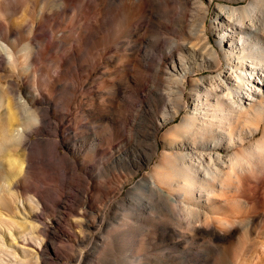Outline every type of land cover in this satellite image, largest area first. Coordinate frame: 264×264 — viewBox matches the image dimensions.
I'll use <instances>...</instances> for the list:
<instances>
[{"label":"rangeland","instance_id":"1","mask_svg":"<svg viewBox=\"0 0 264 264\" xmlns=\"http://www.w3.org/2000/svg\"><path fill=\"white\" fill-rule=\"evenodd\" d=\"M0 35L2 264H264V116L214 96L264 0H0Z\"/></svg>","mask_w":264,"mask_h":264},{"label":"bare ground","instance_id":"2","mask_svg":"<svg viewBox=\"0 0 264 264\" xmlns=\"http://www.w3.org/2000/svg\"><path fill=\"white\" fill-rule=\"evenodd\" d=\"M237 9L230 7V6H222L220 9H218V16L224 23L223 30H240L244 29L243 31L236 32L234 35L232 34L229 38L230 46L228 50L230 51L233 47V45H244L247 41L252 43L251 40L254 38V35L259 33L257 30L247 27L245 25L240 24L237 17L235 16V11ZM1 36V35H0ZM223 37V36H222ZM225 37L222 38L221 43ZM237 40L236 42H233V40ZM253 45V44H252ZM247 49H251V47H247ZM0 50L5 53L8 58L10 59V52L8 49V46L0 40ZM241 60V59H240ZM239 74H235V71L230 69L228 73H226V78L224 82L221 81L220 78H218L219 84L221 85L222 89L217 90V92H220V95L215 94V97H218V102L216 104H221L219 99H224L225 101V117L229 118L231 116L238 115L240 119V123L242 125H252L254 123V127H252V130L249 131V136H253L259 129L258 121L259 117L264 116V102L261 100L264 99V56L262 57H249V60L247 63H243L239 61ZM175 67H172V71H175ZM222 76V74H220ZM235 78V79H234ZM237 82V85H233V81ZM234 86V87H233ZM206 92L207 89H206ZM225 92V93H224ZM172 92L169 91V94ZM1 94V93H0ZM222 96V97H221ZM236 98V100H235ZM248 101V106H243V102ZM0 104H1V96H0ZM209 110V109H207ZM244 130H247L245 126L242 127ZM7 132H10V129L7 130ZM16 132V131H15ZM14 131H11V136L13 140L20 138V136L15 133ZM9 135V134H8ZM216 157L219 159L220 157L216 155ZM237 158H227L225 162H221V165L227 164L229 165V168H234V163L237 161ZM1 169V167H0ZM22 169V165L18 166L17 170L20 172ZM148 188H156L155 184L151 181L147 182ZM158 192L161 193L159 190ZM210 193H213L212 190H210ZM163 196V195H162ZM167 199V196H163ZM171 202H175L174 199L168 198ZM3 222V220H2ZM22 249V248H20ZM51 249L53 252L54 248L50 247L49 245L46 247V251L51 253ZM23 250V249H22ZM0 264H2L0 262ZM23 264V263H19Z\"/></svg>","mask_w":264,"mask_h":264}]
</instances>
